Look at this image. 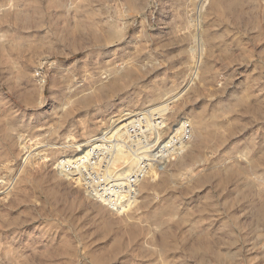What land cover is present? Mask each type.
<instances>
[{
  "label": "rangeland",
  "instance_id": "obj_1",
  "mask_svg": "<svg viewBox=\"0 0 264 264\" xmlns=\"http://www.w3.org/2000/svg\"><path fill=\"white\" fill-rule=\"evenodd\" d=\"M0 264H264V0H0Z\"/></svg>",
  "mask_w": 264,
  "mask_h": 264
},
{
  "label": "bare ground",
  "instance_id": "obj_2",
  "mask_svg": "<svg viewBox=\"0 0 264 264\" xmlns=\"http://www.w3.org/2000/svg\"><path fill=\"white\" fill-rule=\"evenodd\" d=\"M33 138H34V137H33ZM35 145H37V144H34V146H35ZM32 146H33V145H32ZM32 146H31V147H32ZM26 147H27V146H26ZM1 171H2V170H1ZM163 242H164V241H163ZM167 242H168V241H167ZM169 242H170V241H169ZM165 246H166V245H165ZM165 246H164V247H165ZM167 246H168V245H167ZM161 247H163V246H161ZM169 248H171V247L169 246ZM167 258H168V257H167ZM164 259H165V258H164ZM166 262H167V261H166Z\"/></svg>",
  "mask_w": 264,
  "mask_h": 264
}]
</instances>
